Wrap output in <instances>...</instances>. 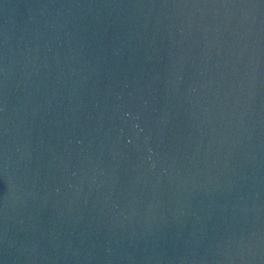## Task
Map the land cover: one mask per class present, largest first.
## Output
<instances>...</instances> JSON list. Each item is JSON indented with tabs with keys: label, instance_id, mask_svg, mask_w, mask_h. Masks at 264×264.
<instances>
[{
	"label": "water",
	"instance_id": "obj_1",
	"mask_svg": "<svg viewBox=\"0 0 264 264\" xmlns=\"http://www.w3.org/2000/svg\"><path fill=\"white\" fill-rule=\"evenodd\" d=\"M0 264H264V0H0Z\"/></svg>",
	"mask_w": 264,
	"mask_h": 264
}]
</instances>
